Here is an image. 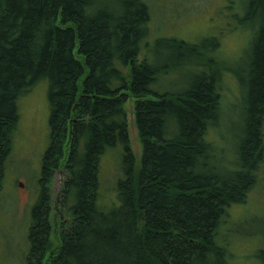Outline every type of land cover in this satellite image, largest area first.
Segmentation results:
<instances>
[{
    "label": "trees",
    "instance_id": "obj_1",
    "mask_svg": "<svg viewBox=\"0 0 264 264\" xmlns=\"http://www.w3.org/2000/svg\"><path fill=\"white\" fill-rule=\"evenodd\" d=\"M244 7L243 22L255 30L246 79L233 73L245 106L237 168L226 170L213 162L208 139L221 116L220 72L198 73L182 93L160 94L152 85L165 68L134 63L148 35L145 0H0V188L17 100L48 80L50 140L27 264H229L220 226L227 208L245 201L264 162V0ZM214 41L156 43L172 52V66L200 48L215 49ZM130 96L141 144L137 172L124 110ZM115 146L123 177L118 203L104 208L97 203L99 159ZM60 160L67 176L61 201L71 222L52 248L47 184Z\"/></svg>",
    "mask_w": 264,
    "mask_h": 264
},
{
    "label": "rangeland",
    "instance_id": "obj_2",
    "mask_svg": "<svg viewBox=\"0 0 264 264\" xmlns=\"http://www.w3.org/2000/svg\"><path fill=\"white\" fill-rule=\"evenodd\" d=\"M245 1L145 0L149 13L148 35L134 61L140 64L146 59L165 68L152 85L160 94L182 93L194 75L210 70L220 72L221 116L217 126L209 130L208 139L213 146V162L220 163L226 170L237 168V145L245 106L244 86L239 84L233 73L239 72L246 79L250 43L255 30L253 23L243 22ZM159 39L190 45L211 39L217 46L215 49L200 48L198 55L185 56L184 60L170 66L172 52L158 45L156 41ZM203 63L208 66L203 67ZM128 73L129 67H125L126 78H129ZM48 94V80L42 78L17 100L19 119L12 135L11 151L4 162L0 188V264L31 263L28 256L31 210L40 191L42 157L50 140ZM149 98L157 99L152 95ZM124 110L137 172L141 144L131 96L124 104ZM121 155V146H115L107 148L99 159L97 203L101 207L109 208L118 203L116 184L123 177ZM60 162L61 165L51 171L47 184V219L51 226L52 248L58 245L61 231L71 222V216L61 201L67 176L63 160ZM254 175L255 182L245 201L227 208V216L219 229L224 240L220 239V243L227 249L229 264H264V254L263 259L260 258V252L264 251V162L259 164Z\"/></svg>",
    "mask_w": 264,
    "mask_h": 264
}]
</instances>
